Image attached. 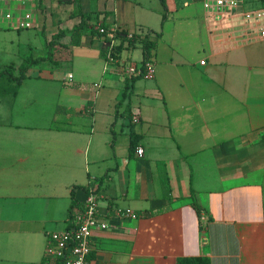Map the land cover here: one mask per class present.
I'll use <instances>...</instances> for the list:
<instances>
[{
  "label": "crops",
  "instance_id": "obj_1",
  "mask_svg": "<svg viewBox=\"0 0 264 264\" xmlns=\"http://www.w3.org/2000/svg\"><path fill=\"white\" fill-rule=\"evenodd\" d=\"M23 1L7 6L0 29L26 28ZM105 2L82 10L96 17L95 29L106 22L128 34L161 31L151 35L155 75L130 82L131 120L125 108L116 116L126 79L141 74L142 43L121 39L119 64L110 65L113 34L88 29L76 44L81 17L68 15L53 61L39 68L47 82V73L71 65L62 85L55 78L53 123L0 120V264H44L49 234L70 227L73 195L82 205L92 189L109 227L95 230L88 264H175L185 256L264 264V30L242 11L214 19L203 0H165L163 26L162 0ZM10 82L0 80V115L21 105ZM129 121L138 136L133 153ZM117 208L140 217H117Z\"/></svg>",
  "mask_w": 264,
  "mask_h": 264
},
{
  "label": "rangeland",
  "instance_id": "obj_2",
  "mask_svg": "<svg viewBox=\"0 0 264 264\" xmlns=\"http://www.w3.org/2000/svg\"><path fill=\"white\" fill-rule=\"evenodd\" d=\"M105 1L107 3V0ZM9 2H13V0H0V13H3ZM99 2L101 0H95V2L91 3L89 0H83L81 5H79L78 0H43V6L40 7L39 0H35L34 3L30 0H24L22 2L23 7L33 13L32 27L21 30L4 27L0 29V71L10 64L19 66L24 61H28L30 56H49L50 49L47 40L53 38L51 34L61 29L64 22L70 21L68 15L71 13L70 15L75 16L80 10L96 8ZM15 4L17 6L18 2ZM16 6L13 8V12ZM246 8L250 7L247 6ZM92 19L95 20L96 17ZM69 24L66 23L65 26L69 27ZM53 53L55 56L57 49H54ZM54 56L52 59L49 57L44 60V63L40 62V67L38 66L34 70H31V68H34L36 64L30 67L26 73V77L23 78L24 82L21 86H19L17 81H12L8 84L7 91L9 93H14L13 91L16 89L19 91L20 95L17 98V102L21 103V105L16 107L14 111L10 110L11 112L0 115V120L26 121L27 119L35 123H47L51 118L50 123H53L52 111L58 92L57 82L62 85V77L64 75L68 77L71 68L70 64L64 63L63 69L59 71L47 73V70L45 73L54 79L42 82L44 78L39 77V68L46 66L45 63L47 61H53ZM32 72L34 75L30 74ZM18 73L19 71L16 69L15 74L19 75ZM57 77H61L62 79L56 82L55 78ZM42 91H49V93L41 95ZM10 98L14 100L15 97L11 95ZM24 103L28 105L24 106ZM54 123L57 122L54 121Z\"/></svg>",
  "mask_w": 264,
  "mask_h": 264
},
{
  "label": "built area",
  "instance_id": "obj_3",
  "mask_svg": "<svg viewBox=\"0 0 264 264\" xmlns=\"http://www.w3.org/2000/svg\"><path fill=\"white\" fill-rule=\"evenodd\" d=\"M13 2H9L7 6H10ZM203 5L211 17L217 20L242 11L246 18L257 21L260 24V28L264 30V0H203ZM246 6L250 8H246ZM3 13H5V9ZM6 16L10 18L11 13L7 12ZM32 20L33 13L26 11L23 15V26L26 28L32 27ZM98 30L102 34L106 33V28L101 25L98 26ZM146 35V31L140 30L130 32L127 34V38L137 37L143 39ZM121 39L123 38L116 35L111 37V43L106 52V59L110 65L119 64V51L117 48L121 44ZM134 71L135 69L124 67V72L128 74H132ZM140 71L145 78H152L155 75L156 65L152 55L144 60ZM72 77L70 75V78ZM96 85L98 86L99 84L96 83ZM138 120L137 116L133 117V122ZM137 152L142 156L144 149L139 147ZM115 215L128 219H138L140 217V213L132 208H117ZM108 227L107 220H104L100 213L99 195L95 189H92L82 205L72 208L70 227L66 230L54 231L49 234L45 256L46 258L59 260L60 264H88V258L94 247L95 230H105Z\"/></svg>",
  "mask_w": 264,
  "mask_h": 264
},
{
  "label": "trees",
  "instance_id": "obj_4",
  "mask_svg": "<svg viewBox=\"0 0 264 264\" xmlns=\"http://www.w3.org/2000/svg\"><path fill=\"white\" fill-rule=\"evenodd\" d=\"M78 2H79V5H81L82 0H78ZM162 3L164 5V9H165L163 19H162V26H163V24L165 23V20L167 19V4H166L165 0H162ZM39 6L40 7L43 6L42 0H39ZM78 15L81 17V20L78 24H76L74 26L72 33H71L74 43L79 44L81 42L82 35H84L88 29H91L90 32L93 35L101 34L97 29L94 28V26H92L90 24V20L92 19V16H93L92 13H87V12L80 10ZM101 26L106 28V33H104L106 35L113 34L114 36L116 35V36L121 37L123 39H126L128 37L127 31L118 30V29L113 30L108 26V24L106 22H102ZM153 33H156L157 36L161 35V31L156 32L155 30L152 29V30L147 31V35L143 39H140L137 37L127 38L130 47L135 46V44H137L138 42L142 43L143 50H144V52H143L144 53V60L151 56V50L153 49V47L155 45V42L151 38V35ZM64 36H65V31L60 29L58 32H56L53 35V38L51 40L47 41V43L49 45V49H50L49 56H38V57L30 56L28 61H24L19 66H16L15 64H10V65L5 66V68H3L0 71V80L8 79L10 81L21 82L23 80V78L26 77V73L28 72L30 67L46 60L49 57L52 59V57L54 56L53 50L56 49L55 47L59 43V40ZM121 46H118V48H117L118 51H120V49H122ZM16 69L19 71V73H18L19 75L15 74ZM141 76H142V73L138 76H132V77L126 79V84H125L123 96L120 99V101L117 103V106H116V111H117L116 116L119 115V110L121 108H125L123 110V112H127L126 117L131 120L132 113L129 110V102L126 103V101H128V99H129V96L131 93L130 92V88H131L130 82L134 81L135 79H137ZM115 123L116 122L114 121L112 124V127H111L114 135L116 134V132L113 129V126L115 125ZM131 125H132V122L129 121V126H131ZM130 136H131L130 153H133L137 147L138 136L133 131L132 126H131ZM159 170H160V177H161V182H162L164 194H165V196H168L171 193V187H170V180H169V175H168L166 165L164 163H160L159 164ZM73 198H74V205H78L77 203H75L76 200H75L74 195H73ZM196 208L198 210V213L200 214L201 213L200 206L196 205ZM44 264H60V262H59V260L54 259V258H46L44 261ZM175 264H211V263H210V259L208 257H205V256H194V257L185 256V257L177 258Z\"/></svg>",
  "mask_w": 264,
  "mask_h": 264
}]
</instances>
